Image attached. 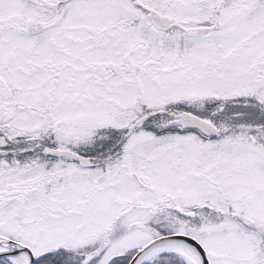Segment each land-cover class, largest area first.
<instances>
[{
  "label": "snow or ice",
  "instance_id": "snow-or-ice-1",
  "mask_svg": "<svg viewBox=\"0 0 264 264\" xmlns=\"http://www.w3.org/2000/svg\"><path fill=\"white\" fill-rule=\"evenodd\" d=\"M0 264H264V0H0Z\"/></svg>",
  "mask_w": 264,
  "mask_h": 264
}]
</instances>
